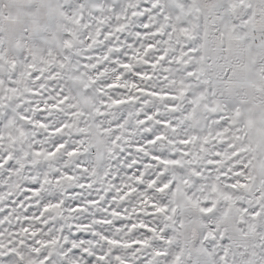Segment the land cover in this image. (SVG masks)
Returning a JSON list of instances; mask_svg holds the SVG:
<instances>
[{
	"label": "snow or ice",
	"instance_id": "1",
	"mask_svg": "<svg viewBox=\"0 0 264 264\" xmlns=\"http://www.w3.org/2000/svg\"><path fill=\"white\" fill-rule=\"evenodd\" d=\"M0 264H264V0H0Z\"/></svg>",
	"mask_w": 264,
	"mask_h": 264
}]
</instances>
